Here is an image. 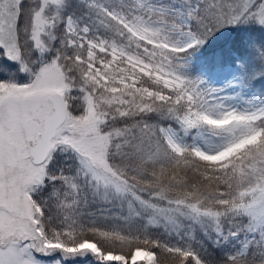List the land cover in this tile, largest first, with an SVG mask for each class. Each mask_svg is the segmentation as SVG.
I'll list each match as a JSON object with an SVG mask.
<instances>
[{
	"label": "snow or ice",
	"instance_id": "6c2138e0",
	"mask_svg": "<svg viewBox=\"0 0 264 264\" xmlns=\"http://www.w3.org/2000/svg\"><path fill=\"white\" fill-rule=\"evenodd\" d=\"M235 25L264 0H0V264H264V91L185 75Z\"/></svg>",
	"mask_w": 264,
	"mask_h": 264
},
{
	"label": "rangeland",
	"instance_id": "374dc122",
	"mask_svg": "<svg viewBox=\"0 0 264 264\" xmlns=\"http://www.w3.org/2000/svg\"><path fill=\"white\" fill-rule=\"evenodd\" d=\"M227 33L228 31L225 26L208 38H211L216 42L222 41L225 39ZM198 51H200L199 48L191 52L190 56L188 57V67L185 69V75H187L188 77L193 79L199 78L203 80L205 87L220 89L221 95L235 97V100L232 101L235 103H240L245 99L255 98L260 94L261 91H264V80L257 79L251 81V87L243 86L240 83V77L243 71L255 70L258 67V64H255L254 60L243 59L225 63L220 66L209 67L205 66V64L202 63L198 57H195V55L198 54ZM233 53L237 58H239V55L237 53ZM58 258V256H53L44 259L50 262L51 260ZM92 260L95 264H97V261L94 258H92ZM73 261H64L63 264H72Z\"/></svg>",
	"mask_w": 264,
	"mask_h": 264
},
{
	"label": "trees",
	"instance_id": "16d2710c",
	"mask_svg": "<svg viewBox=\"0 0 264 264\" xmlns=\"http://www.w3.org/2000/svg\"><path fill=\"white\" fill-rule=\"evenodd\" d=\"M226 29L228 33L224 40L216 42L207 38L205 43L197 47L200 52L196 57L210 67L243 59H252L259 65L257 50L264 44V29L255 25L226 26Z\"/></svg>",
	"mask_w": 264,
	"mask_h": 264
},
{
	"label": "water",
	"instance_id": "95a60500",
	"mask_svg": "<svg viewBox=\"0 0 264 264\" xmlns=\"http://www.w3.org/2000/svg\"><path fill=\"white\" fill-rule=\"evenodd\" d=\"M86 261V260H85ZM85 261H82L83 263H85Z\"/></svg>",
	"mask_w": 264,
	"mask_h": 264
},
{
	"label": "bare ground",
	"instance_id": "6f19581e",
	"mask_svg": "<svg viewBox=\"0 0 264 264\" xmlns=\"http://www.w3.org/2000/svg\"><path fill=\"white\" fill-rule=\"evenodd\" d=\"M140 258H142V257H140Z\"/></svg>",
	"mask_w": 264,
	"mask_h": 264
}]
</instances>
